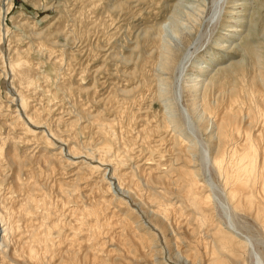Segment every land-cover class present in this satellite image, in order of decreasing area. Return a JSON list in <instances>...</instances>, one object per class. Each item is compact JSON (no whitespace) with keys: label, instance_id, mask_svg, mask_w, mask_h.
Returning <instances> with one entry per match:
<instances>
[{"label":"rangeland","instance_id":"1","mask_svg":"<svg viewBox=\"0 0 264 264\" xmlns=\"http://www.w3.org/2000/svg\"><path fill=\"white\" fill-rule=\"evenodd\" d=\"M175 1L176 0H0V155L2 156L4 152L3 157L5 156V158L1 157L2 162L0 164L2 166L0 167V179L2 178L3 180L0 182V192L2 191L3 194H0L3 196L7 195V197H5L7 199L9 198L8 200L6 199L7 202L12 200L16 203V198H19L20 193L22 194V192H27L29 190L23 187L24 190L17 188L20 192L18 193L15 189L16 185H13L12 176L16 175L17 171H21V181L24 180V182H27L28 180H34L35 183L33 181L32 183L35 185L37 184V188L41 189L36 191L38 194L42 192L41 194H47V197L51 195V198L48 197V201L46 200L47 202L50 201L47 203V206L50 207L48 208L49 219L50 217L51 219L48 220L54 222V224L56 221L58 222L56 224H59L56 225L58 228L55 226L51 234L55 243L59 241L56 243L59 247L53 243L55 246L48 248L49 255L46 253L47 256L45 255L46 251H42L46 249H38L41 250L40 253H42L41 255H44V257L53 256L55 252L59 253L58 250H62L59 257L58 254L56 255L55 253L53 260L49 258L50 263L60 262L63 257V252L65 251L64 256H66L65 254L68 249L67 254L70 255L69 251L72 252L71 249L74 248L73 251L77 254L75 255L72 252L76 256L74 260H77L74 261L72 259L74 264H216L214 262L215 258L211 253V250L217 245V242H214L215 238L213 237L212 226L217 225L219 228L225 229L228 219L218 205L217 199H215L216 207L212 209L213 213L210 212L212 217L210 216V220L205 222L208 227L205 223L200 225L201 221H197V219H199L198 216H194L184 205L178 202L181 198V192L180 188H178L179 186H176L177 191L176 188L174 190V182L178 185L179 170H172L171 167L174 166V168H177L180 166L179 168H184L187 165H189L191 169H195L196 167L197 169H195V171L199 170L202 178L206 175L204 172L205 167L200 162L198 156H191L194 150H180L182 156L178 155L180 152L174 147L176 140L175 136H177L178 133L173 130V128L175 129V127H172L174 124L167 120L164 101H162L164 100L163 97L170 93L171 86H167L166 90L165 88L158 89L159 83L155 78H157V74L163 73L162 76L165 75L164 78L167 76V80L172 84L179 61L187 51L190 52L191 56L184 64L183 76L181 78V95L179 96L180 100H178L177 108L180 109V107L184 106L191 108L190 111H192L193 114L195 113L194 115L198 124L197 136L206 144L210 145V142H212V140H210L211 124L209 113L207 114L210 105L207 104L213 99L216 85L214 86V81L210 80V83L209 81L205 82V84L209 83L207 88L204 86V88L201 87V92H203L202 94L205 95V97L203 102L199 105L201 106L200 112H195L196 108H193L191 104H193V97H196V92H194L190 83H187L189 81H186V77L193 71L192 68L195 60L204 55L208 48L212 50L211 54L216 50L214 42L211 40L220 33V31L217 30L220 27V23L215 22L214 24L213 22L212 24L210 22V24L209 21L205 19V17L209 15L210 6V1L208 0V3L206 0L205 3L208 5V8L206 4L204 5V3H202L203 7L201 8L206 9L198 11L200 15L196 12L197 15L193 13L194 15L192 14L191 17L187 16L186 20L191 18L189 21H186V24L190 27L187 28L188 30L182 32L181 42L174 43L173 41L172 44L176 48L173 47L172 54L164 52L169 56V62L172 63L174 60V64L172 65L170 63V67L168 64L162 72V70L158 68V65L160 59H163L161 57L164 53L158 48L157 34L160 29V24L170 15L171 7L173 8L176 3ZM226 1L224 2L225 4H227V2L230 4H223L222 10L225 9V6H228V9H230V5L232 6L236 3L235 0ZM252 1L253 4L250 6L251 9L249 14L257 21L259 29L264 32V0ZM204 12H207L205 14L206 16ZM225 12L226 11L223 12L222 17L226 15ZM146 31L147 33H144ZM150 31L152 33H150ZM200 35L201 39L195 44V40L198 39ZM261 35L262 36L259 35L258 38V44H261L260 52L254 53V55L258 54V57L257 55L255 57L252 53L247 51L244 52L242 49L238 50L237 48L231 50L232 57L228 59L222 57V60L226 63L234 60L243 61L244 59L243 64L245 65L246 78L248 80L254 78L257 82L264 79V35L262 33ZM219 36H217V38ZM238 41L239 40L236 42ZM136 45L138 49H135L137 48ZM144 53H146V55ZM158 54H162V56L159 57ZM211 54L207 56V62L209 63L212 62ZM18 55L24 56L25 60H27V63L30 65L29 75H33L32 77L35 79L37 78V86L25 90V95L28 97L29 101L26 110L22 108L19 102L20 91L18 90H20V79L10 68V63L17 59ZM143 59L144 61H142ZM56 62L57 64L54 65L53 63ZM258 64L260 66H258ZM234 65L237 64L234 63ZM32 69H34V71ZM230 70L239 72V69L235 70L230 68ZM164 72H166V74H164ZM143 74H148L150 76L151 81H153L150 85L145 86L142 84L141 76ZM40 75L42 76L41 78H39ZM253 75L258 76L255 77ZM220 76L216 78L218 79L216 81L223 80L222 77L224 76ZM237 77L239 79L241 78L240 81L242 80L243 82L244 79L241 75L233 74L229 81L230 83H227H235L232 79H238ZM207 80L208 79H206V81ZM240 81L236 82L240 84ZM228 87L230 88V86ZM202 94L200 93L199 95ZM209 95H212V98L211 96L209 97ZM200 101L202 100L199 97V102ZM206 101L208 102L207 104ZM202 110L207 115L203 113ZM82 112L85 113L84 116ZM32 114L33 116H40L43 120L39 121L41 124L37 123V125L39 124V128H33L35 129L34 132L27 134L24 127L31 124L27 117L30 115L32 116ZM13 116L15 117L13 118ZM92 116H102L100 117L102 121L110 122L108 125L105 124L106 129L109 131L113 126V130L110 132L115 134L114 137H116L114 141L115 148L122 150L124 144L126 150L128 149L127 153H129L126 156L127 163L124 164L126 166L123 165V170L122 168L121 170L125 174L127 173V176H131L130 174L134 176L135 174L136 177H134L136 181L139 182L137 179H140L141 182H137L139 187L138 185L136 187L134 186L136 185V181H133L135 178L131 176L133 183L130 177V179L126 177V181H131V184L134 185H128L126 182V184H124V189H128L130 192L132 190V192H126L125 190V199L117 198L112 204L102 205L103 207L105 206L104 208L101 206L105 210L102 211V208L100 210L103 225L98 222L100 226L95 227L100 229L95 230L94 227L93 230L89 229L90 221L92 222V220H94L92 223L97 225L95 221L97 217L95 218L96 215L94 216L93 214L89 216L91 214H88V212L85 213L87 214L85 216H89V218H86L84 215L82 216V218L85 217L83 218L85 220L84 226L87 228L81 226V229L83 228L84 230L85 228L84 232L82 231L83 234H81L80 231V234L78 233L76 236H73L71 235V230H74L73 227H78L76 222H78L77 216H81L79 213L80 210H82L81 212L83 213V211L86 212L87 208H91V206H85L88 203L90 204V201L96 202V200L112 199V195H116L117 191L115 188H110L107 193L102 190H105L109 185L107 180H102L105 171H88L89 174L86 171L80 175L82 177H78L80 180L77 181L76 175H73L76 165H74L75 167L66 165L63 167L59 165V167L56 165L53 167H46L45 160L53 157L52 153L54 150L58 151L59 147L64 148L66 146L59 144V142H56L58 144L56 145V143L53 142L55 139L51 138V135L52 132L54 133L56 131L57 134L64 137V144L67 143L70 147H78L75 150L77 154L79 153L78 155H83L85 157L87 151L90 150L92 152L93 148H95L94 146L100 141L97 139H101L99 134H97L98 130H96V128L93 129L95 125L89 123L90 121L86 118L88 117L91 119ZM110 119L113 120L111 121ZM12 121H14V123H12ZM161 121L163 124L167 121L166 127L169 125V128L165 130L161 129L159 126L162 124ZM10 125H12V127ZM72 126L74 128H72ZM81 127L84 129L82 130ZM43 137L50 138V143L46 142ZM83 141H85L86 145ZM44 142L47 144L49 143V145L46 146ZM193 146L194 145L190 146V150L191 147L192 149L194 148ZM66 147L64 149L62 148L64 154L68 151V147ZM154 147L157 150L152 152V148ZM196 147L199 148L198 145ZM8 152L12 155L17 153L15 157H18L14 160H17L19 157V159H25L27 157V159L24 160L25 164H23L21 159L18 163L22 162V166L18 169V163L17 166V164H14L15 162L12 163L11 160L9 162L10 157L7 154ZM97 153L98 152L95 151L94 159L100 158ZM36 157L38 158L36 159ZM187 158H189V160ZM58 159L59 161L62 160H60V158ZM89 160L90 158H85L86 163H89ZM106 161L107 160H105V162ZM106 163L110 162L107 161ZM13 164L15 168L12 167ZM31 166H33V168ZM10 169H14V171L11 172ZM30 171L32 174L34 173V175L29 174ZM34 171L37 172V175ZM168 171L170 177L167 176ZM176 172L177 175L175 174ZM24 173L30 176L32 175L33 177H25ZM1 174L4 178L1 177ZM6 175H10L8 181ZM85 175L87 179H85ZM140 176L142 177L139 178ZM197 177L199 176L197 175ZM209 177L217 185L215 188L216 195L223 198L224 195L221 191L222 186L224 187L223 178L221 179L214 171H210ZM26 178L30 179L27 180ZM72 179H74L77 184L81 183V188L80 185H77V188L74 186V195L70 197L69 194L65 195L61 191V188L67 189L69 185L71 186L69 188H72V184L75 183ZM38 180H41L40 182L43 184V187L41 184H38ZM70 180L72 182L69 183L68 181ZM60 181H62V183ZM63 182L65 184L67 182L68 186H64ZM48 190L51 191L49 192ZM205 190L206 192L210 190L208 185H206ZM162 191H165L164 193L171 198L166 199L169 203H171L172 200L171 206L174 204L176 206L178 205L177 209L174 205V210L171 208L170 204L169 207L167 205L168 203L166 204L164 202V197L162 198L163 200L159 198V200H161L160 202L166 204V206L163 204V207L172 211L170 215H168L169 211L165 209L164 211H167V213L163 214H165L166 217H163L164 215L160 216V214L156 212L154 213V208L152 207V203L157 200L155 197H158V192ZM4 192H8V194ZM35 193H33L34 196H36ZM41 194L39 195L42 196ZM24 195H26V193ZM39 195L36 197H39ZM45 195L42 197L44 198ZM152 198L153 201L150 202ZM53 200H55V202ZM50 203H53V207L50 206ZM80 204L87 207L86 210L82 209ZM80 207L81 209L78 211L77 208ZM90 208L87 211H89ZM244 212H246V210H243L242 213L237 212L236 214L234 210L232 211L231 209L232 218L236 224L237 231L241 233V235L243 234L242 236L245 241L247 240L246 238H252L256 250L261 253L264 260L263 222L261 219L253 217V215L255 216L254 213H258V209H254V213L252 212L253 215H251V211L248 212L247 210L249 214ZM39 216L41 217L40 214L38 217ZM105 216L108 217V220L104 219ZM70 220L72 222H70ZM210 222L212 226L209 227ZM207 223H209V225ZM215 226L214 232L215 228H217ZM68 234L70 235L69 237L76 242H73V240L70 242L71 239L67 237ZM54 236L57 239L54 238ZM74 237H76V239H74ZM63 238L64 240L66 239V241H62ZM8 242L10 243V241ZM99 242L101 245L98 244ZM11 245L17 246L14 242H12ZM67 246L68 248H66ZM238 250L234 253H223L220 255V259L224 260V263L227 264H254L252 246L247 244V241L246 246L243 245L240 248L241 251ZM94 254H97V258ZM237 254H239V256ZM44 257L42 258L44 259ZM237 257H240V260L242 259L241 262H239L240 260ZM66 258L67 257H63L66 261L71 262L72 260L70 261L69 259L73 258V256L70 255L68 257L69 259ZM43 259L41 261H43V263L45 261L44 264H48V258ZM3 260L6 259L3 258ZM64 261L62 260V262ZM69 262L65 263L70 264ZM27 263L30 264L31 262Z\"/></svg>","mask_w":264,"mask_h":264},{"label":"bare ground","instance_id":"2","mask_svg":"<svg viewBox=\"0 0 264 264\" xmlns=\"http://www.w3.org/2000/svg\"><path fill=\"white\" fill-rule=\"evenodd\" d=\"M205 1L206 0H176L175 1L176 3L174 4L173 8L171 7L170 15L164 20V22H162L160 24V29H159V32L157 34V40H158L157 44H159L158 48H160L163 51L162 53L168 52L169 54H172L171 52L173 50V47H175L172 44L173 41H174V43L179 42L181 39L182 32L184 30H188L187 28L190 27L188 24H186V21L187 20L189 21L191 18L186 20L187 16L191 17L193 13L196 14V12H197V14H199L198 11H202L203 9L205 10L206 8H203V9L201 8V7H203L202 3H204V5L206 4ZM209 1H210L209 12H208L209 15L207 17L205 15L207 12L206 13L204 12V15L206 16L205 19H207L209 21V23L211 22L212 24H213V22H214V24H215V22L220 23V27H219V29H217L218 31H220V33L218 32L220 34V36L217 33L218 35L215 34L216 37L214 36L213 37L214 39L211 40L214 42L216 50H214V52L211 54L212 50L208 48L206 53L203 52L204 55H202L199 59L195 60V62L193 64V68H192L193 71L189 74L188 77H186L187 78L186 81H189L187 83L188 84L190 83V86H192V89L194 90V92H196V97H193L194 98L192 101L193 104L189 103L192 105L193 108L194 107L196 108V111L194 109L195 112H197V111L200 112L201 106H199V105L201 102H203L204 97H205V95L202 94L203 92H201V89L204 87L207 88V85L210 83V80L214 81L213 82L214 86L216 85L215 86L216 88L214 90L213 99H211L212 103L209 101V104H207L208 102L206 101V104L210 105L208 108L209 112H207V114L209 113L208 115L210 116L209 120H210V124H211L210 125L211 126V132H210L211 133L210 134L211 139L210 140H212V142H210V145L206 144L204 141H202V139H200L197 136L198 124H197L196 117L194 115L195 113L193 114L192 111H190L191 108H188L185 106L180 107V109L177 108L178 100H180L179 96L181 95V78L183 76L184 64L187 60H189V58L191 56L190 52L187 51L183 55L182 59L179 61L178 65L176 67V71H175L176 75L173 79L172 84H170V81L167 80V76L165 78H164L165 75L162 76L163 73L162 74L160 73L161 75L157 74V78H155V79H157V81L159 83L158 89H164L165 88V90H166L167 86H169V85L171 86L170 93L168 95L166 94L163 97L164 100H162V101H164V108L166 111L167 120L170 123L174 124V126H172V127H175V129L173 128V130H175L178 133L177 136H175L176 140L174 143V147H176L180 152V154H178V155H181L182 154L181 151H186L187 149H189L187 151L194 150V152H193V154H191V156L192 155L198 156L200 159V162L205 167L204 172L206 173V175L204 176V178H202L200 176L201 173L199 172V170L195 171V169H197L196 167H195V169H191L190 166L187 164H186L187 166H185L184 168H182V167L179 168L180 166L177 168H174V166H172L171 167L172 170L173 169H175V171L179 170L178 171L179 179L177 182L178 185L176 184V182H174L175 183L174 190H175L176 186L177 187L179 186L178 188H180L181 198L178 202H180L181 205H184L187 208V210L190 211V213L194 214V216H198L199 219H197V221L198 220H199V222L201 221L200 225L204 224L205 222H208V220H210V216H211L210 212H212L213 211L212 209L214 207H216L215 199H217V203L221 207L223 214H225V216L227 217L228 223H227L225 229L221 228V227L219 228L217 225L216 226L214 225L215 227H217V228H215V232H214V226L211 225L212 219H211L210 225H209V223H207L209 225V227L210 226L213 227L212 232H213V237L215 238L214 242H217V245L215 244L216 246H214V248L211 250V253L215 258L214 262L216 264H227V263H224V260L220 259V257H221L220 255L223 253H226V252L234 253V252H236V250H238V249L240 250V248L243 245L246 246V241H247V244L252 246V254H253L252 256H253L254 264H264V260L262 258V255H261V253H259L256 250L255 243L253 242L252 238H250V237L246 238L247 240L245 241L243 239V236H242L243 234L241 235V233H239L237 231L236 224H235V222L232 218V214H231V209H232V211L234 210V212L236 214H237V212L242 213L243 210H246V212H244V213L249 214V213H247V210H248V212L251 211V213L252 212L254 213V209L257 208L258 213H254L256 217L253 215V213L251 215H253V217L256 219H261V221L263 222L262 223L263 227H264V79L261 81H258V82L255 81L254 78H252L251 80H248L245 76V65L243 64L244 59H243V61L242 60L241 61L240 60L239 61L234 60V61H230L229 63L228 62L226 63L225 61L222 60V57H225L227 59L232 57L233 55L231 53V50L235 49V48H237L238 50L242 49L244 52L247 51L249 53H252V55H254V53H258V51L260 52V48H261L260 45L261 44H258L259 43L258 38H259V35L262 36L261 33L264 35V32H263V30L259 29L257 21H255L253 19V17L249 14V11L251 9L250 6L253 4L252 0H235L236 3L232 6L230 5V9H228V6H225L224 10H222V6H223V4H225L224 2L226 0H209ZM206 2H208V0ZM227 4H230V3L227 2ZM227 4H225V5H227ZM206 6L208 8L207 4H206ZM206 6H204V7H206ZM224 11H226L225 12L226 15L222 17V14ZM200 13H202V12H200ZM190 22H192V21H190ZM210 26H212V25H210ZM144 33H147V31ZM150 33H152V32L150 31ZM205 33H207V32H205ZM200 34H202V33H200ZM145 35H147V34H145ZM217 36H219V37L217 38ZM146 38H147V36H146ZM200 39H201V35L198 39L195 40L196 41L195 44H197ZM155 40H156V38H155ZM237 40H239V41L236 42ZM144 42H145V40H144ZM234 42H236V43H234ZM141 44H142V41H141ZM135 49H138V46ZM142 52H144V51H142ZM208 53L211 54V58H212V60H211L212 62H210V63L207 62V58H208L207 56H209ZM144 54L146 55V53H144ZM166 54L167 53H164L163 56H162V54H160V55L158 54L159 57L162 56L161 58H163V59L159 58L160 63L158 65V68L161 69L162 72H163V70H165L164 68L168 64H169L168 65L169 67L171 66V64L172 65L174 64L173 63L174 60L173 61L171 60L172 63L169 62L170 61L169 56ZM256 55H257V57L259 56L258 54H256ZM256 55H254V56L256 57ZM260 59H261V57H260ZM142 61H144V59ZM203 63H205V64H203ZM234 63H236L237 65H234ZM53 64L55 65V64H57V62L53 63ZM29 66L30 65L27 63V60H25L24 56H19V55H18L17 59H15L14 61H12L10 63L11 71L13 73L15 72L14 74H16L20 79L19 80L20 90H18V91H20L19 92V96H20L19 102H20V105L22 106V108L24 110L27 109V105L29 102L28 97L25 95V92H26L25 90L29 89L31 87L37 86V78L35 79L32 77L33 75H29V70H30ZM258 66H260V65L258 64ZM174 67H175V65H174ZM230 68H233L235 70L239 69V72H233L230 70ZM253 68H255V67H253ZM32 70L34 71V69H32ZM255 72H256V70H255ZM164 74H166V72H164ZM233 74L241 75V77H243V79H244L243 82H242V80L240 81L241 78L239 79L237 77L238 79H235V80L232 79V81H235V83L231 82L233 84H229L230 83L229 81H230ZM220 75L224 76V77H222L223 80L216 81V80H218L216 78ZM253 76H255V75H253ZM256 76H258V75H256ZM41 77L42 76L40 75L39 78H41ZM206 79H208V80L206 81ZM259 79H260V77H259ZM141 81H142V84L145 86L150 85V83L153 82V81H151V78L148 74L147 75L143 74L141 76ZM208 81H209V83L205 84V82H208ZM236 81H240L241 83L239 84ZM227 82H229V83H227ZM246 82H248V83H246ZM211 85H212V83H211ZM228 86H230V88ZM148 88H149V86H148ZM162 92H163V90H162ZM165 92H168V91H165ZM200 93L202 95H199ZM210 96L212 98V95H209V97ZM199 97L202 100L200 102H199ZM209 97H208V99H209ZM206 100H207V98H206ZM190 101H191V99H190ZM203 113H205V112L203 111ZM198 114H200V113H198ZM82 115L84 116L85 113L82 112ZM201 115H202V113H201ZM15 116H13V118ZM89 116H91V115H89ZM93 116L91 117V119L88 117H86V118L90 121L89 123H92V125L96 126V127L95 126L94 127L91 126V127H93V129L96 128V130H98L97 134H99V137L101 139H97L100 141H98V143L94 146L95 148L92 147L93 148L92 152L90 150L87 151L85 157L83 155H78L79 153L77 154V152H75V150L78 147H76V148L73 146L70 147L67 145L66 142H65L66 144H64L63 143L64 137L62 135L57 134V131H56L54 133L52 132V135H51V138L55 139L53 142H55V143L59 142V144L66 145L68 148L66 146L65 147L68 149V151L66 154H64L62 151L63 147L61 146L62 148L59 147L58 151H56V150H54L56 152L53 151V153H52L53 157H50L49 159L45 160L46 167L47 166L53 167L54 165H56V166L59 165L60 167L61 166L63 167L66 165V166L71 167V166L76 165V167L74 166L76 169H75V172L73 175H76L77 179L76 178H74V179H76L77 181L80 180V179H78V177H82L80 175L86 171H87V173H88V171H90V172H95L98 170L99 171L100 170L105 171L104 176H102L103 177L102 180L103 179L107 180V183L109 185L107 188H105V190L104 189H102V190L105 191V193H107L110 188H112V189L115 188L117 191L116 195L113 193L114 195H112V199H107V200L102 199L100 201L96 200V202L90 201V204L88 203L85 205V206H91V208L89 207L90 208L89 211H87L89 208L84 207L83 205L80 204L82 209L86 210V208H87V210H86V212L83 211V213H82L81 212L82 210H80L81 207L77 208L78 211L80 210L79 213L81 214V216H79V217L77 216L78 222H76V225L78 227L77 228L73 227L74 230H71L72 232L70 231L72 233L71 235H73V236H76L80 231H81V234H83L85 228H87L84 226L85 220L83 218H85V217L89 218V216H92V214L94 216L96 215L95 218L97 217L95 220L97 225H95V223H92L94 221V220H92V222L90 221V224H89L90 228L89 227L88 228L90 230H93V227L95 228V227L100 226V224L98 225V222L102 223V221H101L102 217H101V213H100V210L103 207L102 205L112 204L115 199L117 200V198L125 199V196H126V195H124L125 190H126V192H130V191H128V189H124V184H126V182H127L128 185H130L132 178L134 176L136 177L135 174H134V176H132L133 174H130L132 176V178H131V176H127L126 175L127 173L125 174L122 171L123 170L122 166L127 163L126 162L127 161L126 156L129 153H127L128 149L126 150V148H125L126 146H124V144H123V147L125 149L123 148L122 150H120L119 148L118 149L115 148V142L114 141H115L116 137H114L115 134L110 132L111 130H113L112 129L113 126L111 127V130L109 131L106 129L105 124L108 125V124H110V122L102 121V119L100 118L102 116H100V117H93ZM27 118L31 122V124H30L31 126L26 125L24 127V130L26 131L27 134H29V133L34 132V130L36 128H39V124H41L39 121H41L43 119H41V117L37 116V115L33 116V114H32V116L30 115ZM207 119H208V117H207ZM166 122H164V124H163L161 121L162 124L159 125L161 129L165 130V129L169 128L168 127L169 125L166 127ZM12 123H14V121H12ZM37 123H39V124L37 125ZM35 125H37V126H35ZM10 126L12 127V125H10ZM32 126H34V127H32ZM33 128H35V129H33ZM72 128H74V127L72 126ZM83 129L84 128H82V130ZM42 131H43V129H42ZM94 133H95V131H94ZM48 135H50V134H48ZM48 137H46V138L43 137V139L45 138L46 142L50 143V141H49L50 138H48ZM163 140H164V138H163ZM83 142L85 144V141H83ZM90 142H89V144H90ZM10 143H11V141H10ZM13 143H15V142H13ZM49 143L48 144L45 143L46 146H48ZM57 143H56V145H58ZM143 143H145V142H143ZM191 145H194L193 146L194 148L192 149V147H191V150H190ZM197 145L199 146V148L196 147ZM116 147H118V146H116ZM120 147H122V146H120ZM92 148H90V149H92ZM86 150H87V148H86ZM156 150L157 149L155 147L152 148V152L156 151ZM1 151L3 152L2 149H1ZM95 151L98 152L97 154L100 157L99 159L98 158L94 159L95 158ZM9 153L10 152L7 153L8 156L10 157L9 162L11 160V162L12 163L15 162L14 164L16 165L22 159L23 164H25L24 160L27 159V157L25 159L24 158L19 159L20 158L19 157L17 160H14L18 157V156L15 157V155H17V153H15L14 155L9 154ZM3 155H4V152H3L2 156L0 155V164L2 162L1 157L5 158V156L3 157ZM11 155L14 157H12ZM6 158H7V155H6ZM37 158L38 157H36V159ZM58 158H60V160L62 159L61 160L62 162L59 161ZM85 158L86 159L90 158V160H89L90 162L86 163ZM56 159H58V160H56ZM187 159L189 160V158H187ZM105 160L109 161L110 163H106L107 161L105 162ZM21 163H18L19 166L17 164L18 169H19V167L21 168V166H22ZM14 164L12 167H14ZM124 166H126V165H124ZM0 167H2V166L0 165ZM23 167H24V165H23ZM31 167L33 168V166H31ZM121 168H122V170H121ZM24 169H26V168H24ZM49 169H51V168H49ZM1 170H2V168H1ZM12 171H14V169L11 170V172ZM210 171H214L215 173H217L221 177V179L223 178V180H224L223 181L224 187L222 186V189H221L222 194L224 195L223 198H220L218 195H216L215 188L217 187V185L214 183L213 180L210 179V177H209ZM34 172H36V171H34ZM27 173H29V172H27ZM128 173H129V171H128ZM20 174H21V171H19V172L17 171L16 175H13L12 176L13 178L11 177L12 182L14 183L13 185H16L15 189L17 190V188L18 189L20 188V190H21L23 188L24 189L28 188L29 190L27 192H22V194L17 190L18 193H20V196H19V198H16L17 199L16 203H14L12 200L8 201L9 202L8 203L7 200L9 198L8 199L5 198V197H7V195L3 196L2 195L3 192L2 191L0 192V193H2V194H0V258H1L0 264H29L27 262H31L30 264H32V263L33 264H44L45 261H44V263H43V261H41L43 259L42 257H44V255H41L42 254V253H40L41 250H38V249H40V248L46 249V250H42V251H46L45 252V255H46V253L48 254V251H49L48 248H50L51 246L52 247L55 246V244L59 242V241H57L55 243L51 237L53 229H55V226L59 225V224H56V223H58L56 221H55V224H54V222L49 221L51 219V217L49 219V208L50 207L47 206V203H49L50 201L47 202L48 201L47 199H48V197L51 198V195L47 197V194L46 195L44 194L45 197L43 198L42 196H44V195L41 194L42 192L39 193L42 196H40L38 194V192H36L37 190L39 191L41 189L37 188V184L36 185L34 184L35 183L34 180H32L34 183H32L31 180L30 181L28 180L31 177H33L32 175H34V173L32 174L30 171L29 174H32L31 176L24 173L25 177L30 176V178H28V179L26 178L28 180L27 182H24L23 179H22L23 181H21L22 177L20 176ZM175 174L177 175V172ZM36 175H37V172H36ZM36 175H35V178H36ZM169 175H170V173L168 171L167 176H169ZM197 175L199 177H201L202 179L197 177ZM9 176H7V181L9 179L8 178ZM38 176H39V174H38ZM1 177H3L2 174H1ZM126 177L131 178V179L129 178L131 180V181H129L130 183L128 182V180L126 181ZM141 177L142 176H140L139 178H141ZM180 178H181V180H180ZM74 179H72V180H74ZM85 179H87V176ZM1 180H2V178L0 179V182H1ZM134 180L136 181V178L133 179V181ZM137 180H139V182L136 181V185H134V184H131V185L132 186L134 185L137 187V185H138L137 182L138 183L141 182L140 179H137ZM40 181L38 184H41ZM42 181H44V180H42ZM12 182L10 181L11 184H12ZM60 182L62 183V181H60ZM68 182L70 183L72 181L70 180ZM74 182H75V180H74ZM170 182H168V183H170ZM179 182H180V184H179ZM63 184H64V186H68L67 182H66V184L63 182ZM41 185L43 187V184H41ZM77 185H80V188H81V183L77 184L75 182L72 184V188H69V187H71L69 185L67 189L61 188V191L65 195L69 194L71 197L74 195V193H73L75 190L74 186H76V188H77ZM206 185H208L210 188V190H208V192H206V190H205ZM9 186H11V185H9ZM35 187H36V189H35ZM138 187H139V185H138ZM11 188H13V187H11ZM44 189H46V188H44ZM59 189H60V187H59ZM0 190H1V188H0ZM161 190H156V191H161ZM78 191H79V188H78ZM176 191H177V188H176ZM8 192H4V193L8 194ZM131 192H132V190H131ZM133 192H134V190H133ZM162 192H158V197H155L157 200H155L156 201V202H154L155 204L152 203V207L154 208V213L156 212V213L160 214V216L164 215L163 217H166L165 214L169 210H168V208L163 207V204L165 202L166 204L168 203L167 204L168 206H169V204L171 206L172 200H171V203L167 202L166 199H171V198L168 197L166 193H164L165 191L163 193ZM25 193H26V195H24ZM33 193H35L36 196L39 195V197H42V198L34 196ZM165 194L167 197L165 196ZM168 195H169V193H168ZM118 196H120V197H118ZM163 197L165 199L164 202H160L161 200H159V198L162 199ZM63 198H64V196H63ZM53 201L55 202V200H53ZM70 201H72V200H70ZM151 201H153V198H152V200H150V202ZM173 203H174V201H173ZM166 204H164V206H166ZM174 205H172L173 207L171 206V208H173L175 210V208L176 209L178 208L177 207L178 205L177 206L175 205L176 206L175 208H174ZM50 206L53 207V203ZM150 206H151V203H150ZM103 208H102V211L104 210ZM165 209H167V211H164ZM150 211H151V209H150ZM171 212L172 211H169L168 215H170ZM85 213H88L91 215L85 216V215H87ZM163 213H165V214H163ZM39 214L41 215V217L39 216L41 218V220L38 217ZM75 214H76V212H75ZM55 215H56V213H55ZM83 215L85 217L82 218ZM99 216H100V218H99ZM73 218H70V219H73ZM104 219L108 220V217L105 216ZM194 219H196V218H194ZM70 222H72V221L70 220ZM102 225H103V223H102ZM205 225H206V223H205ZM81 226L85 227L84 230H83V228L81 229ZM198 226H199V224H198ZM56 228H58V227L56 226ZM96 229L98 230L100 228H95V230ZM263 230H264V228H263ZM100 234H99V236H100ZM92 235H90V236H92ZM69 236L70 235L68 234L67 237H69ZM54 238H56V237L54 236ZM59 238H60V236H59ZM96 238H97V236H96ZM74 239H76V237H74ZM72 240L73 239H71L70 242ZM91 240H92V238H91ZM137 240H139V239H137ZM8 241H10V243ZM62 241H66V239L64 240V238H63ZM74 241L75 240H73V242ZM12 242H14V244H16L17 246L11 245ZM53 243H55V244H53ZM61 243H63V242H61ZM69 243H67V244H69ZM98 244L101 245L100 242ZM72 246H74V245H72ZM57 247H59V245H57ZM66 248H68V246ZM66 248H64V249H66ZM73 249L74 248H72L71 251L75 254L76 252H74ZM243 249H244V247H243ZM58 251H59V253H57V252H55V253H56V255L58 254V257H59L62 250H58ZM72 252L69 251L70 255L73 256V258H71V259L68 258L70 256L69 254H67L68 249H67V253L65 254L66 256H64L65 251L63 252V257L64 258L67 257L66 259H69L70 261L72 259L74 260V258L76 257L75 255H77V254L74 255ZM55 253L54 254L52 253L53 256L55 255ZM241 254H240V257L242 256ZM237 255L239 256V254H237ZM46 256L44 257V259L48 258L47 259L48 264H51L52 262L51 263L49 262L50 261L49 258H52V260H53V256L52 255H50L52 257H50V256L46 257ZM94 256L97 258V254H94ZM109 256H110V254H109ZM63 257H62V260L64 261L65 259H63ZM222 257H223V255H222ZM240 257H237V258L239 259ZM3 258L6 260H3ZM98 258H99V256H98ZM62 260H60V262L57 261L56 263H52V264H57V263L58 264L59 263L60 264H63V263L66 264L65 262H67V263L69 262L66 260L64 262H62ZM73 260L69 263L74 264ZM239 260H237V261H239ZM241 260L239 262H241ZM74 261H77V260L75 259ZM75 264H77V263H75Z\"/></svg>","mask_w":264,"mask_h":264}]
</instances>
